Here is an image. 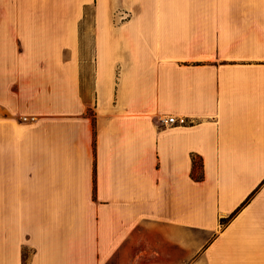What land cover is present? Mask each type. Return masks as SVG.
Masks as SVG:
<instances>
[{
	"label": "crops",
	"instance_id": "1",
	"mask_svg": "<svg viewBox=\"0 0 264 264\" xmlns=\"http://www.w3.org/2000/svg\"><path fill=\"white\" fill-rule=\"evenodd\" d=\"M0 264H264V0H0Z\"/></svg>",
	"mask_w": 264,
	"mask_h": 264
},
{
	"label": "rangeland",
	"instance_id": "2",
	"mask_svg": "<svg viewBox=\"0 0 264 264\" xmlns=\"http://www.w3.org/2000/svg\"><path fill=\"white\" fill-rule=\"evenodd\" d=\"M93 8L90 7L88 10V15L86 16V19L83 24V31L85 33V49L88 53L89 49L92 45V18H93Z\"/></svg>",
	"mask_w": 264,
	"mask_h": 264
},
{
	"label": "built area",
	"instance_id": "3",
	"mask_svg": "<svg viewBox=\"0 0 264 264\" xmlns=\"http://www.w3.org/2000/svg\"><path fill=\"white\" fill-rule=\"evenodd\" d=\"M163 120H164V123H175V122L185 123L187 122V119L185 117L176 118L175 116H167V117H164Z\"/></svg>",
	"mask_w": 264,
	"mask_h": 264
},
{
	"label": "trees",
	"instance_id": "4",
	"mask_svg": "<svg viewBox=\"0 0 264 264\" xmlns=\"http://www.w3.org/2000/svg\"><path fill=\"white\" fill-rule=\"evenodd\" d=\"M89 8L90 7H88V6L85 8V17L88 15ZM195 165H197V163ZM200 171H201L200 170V166H199V168L196 166L195 169H194V174L197 175V176H199V177H202V173Z\"/></svg>",
	"mask_w": 264,
	"mask_h": 264
}]
</instances>
